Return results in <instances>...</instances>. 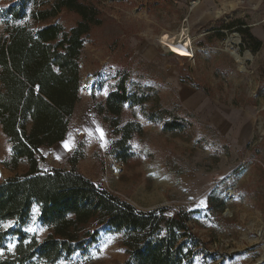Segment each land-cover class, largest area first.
<instances>
[{"label": "rangeland", "instance_id": "obj_1", "mask_svg": "<svg viewBox=\"0 0 264 264\" xmlns=\"http://www.w3.org/2000/svg\"><path fill=\"white\" fill-rule=\"evenodd\" d=\"M78 1L94 5L101 23L83 43L79 100L67 135L54 145L40 146L44 160L39 171H69L71 157L81 175L138 210L166 205L190 211L188 222L205 248L188 264H264V29L256 48V42L237 28H255L257 16H242L238 9L213 16L202 5L198 8L197 0ZM9 4L18 7L19 2L0 0L1 42L8 37L7 26L33 25L29 16L12 20L5 15ZM33 7L27 3V13ZM77 19L65 10L58 15L66 29ZM182 38L189 40L185 46L192 56L169 49L167 43ZM231 48L238 50L239 60ZM122 74L128 76L129 89L152 86L162 106H176L194 119L185 131L167 132L147 121L138 106L125 104L121 122L136 120L142 129L130 141L134 155L127 163L108 154L114 129L108 117L96 112ZM87 77L89 88L83 83ZM72 122L88 134L75 136ZM70 134L69 150L64 142ZM10 152V142L0 130V182L28 168L24 159L16 167L3 164ZM212 196L223 200L222 207L217 200L213 203L222 210L221 220L207 207ZM9 222L11 226L3 227ZM0 226L19 228L38 239L50 232L36 206L23 224L9 220ZM29 227L36 231H27ZM122 236L123 231L103 224L94 242L45 264H122L127 259ZM17 239L10 233L1 248Z\"/></svg>", "mask_w": 264, "mask_h": 264}, {"label": "trees", "instance_id": "obj_2", "mask_svg": "<svg viewBox=\"0 0 264 264\" xmlns=\"http://www.w3.org/2000/svg\"><path fill=\"white\" fill-rule=\"evenodd\" d=\"M18 2V7L5 6V15L12 20L29 16L33 25L7 26L8 37L0 41V130L11 148L9 160L2 163L16 167L24 159L28 168L21 175L0 182V224L9 220L23 224L36 206L39 220L50 232L38 239L19 228L0 226V248L10 233L18 236L13 251L6 250L0 256V264L54 263L94 242L98 227L103 224L123 231L127 259L122 264H188L205 248L188 222L190 211L166 205L138 210L81 175L71 157L69 171H39V162L44 160L40 146L54 145L67 135L79 100L83 43L101 20L94 5L78 0ZM29 2L34 7L27 13ZM63 10L78 18L67 29L58 21ZM237 28L259 48V41L248 28ZM127 80L128 76L122 74L96 109L97 114H104V119L108 117L114 129L108 154L123 163L134 155L132 137L142 132L136 120L121 122L125 104L138 106L147 121L158 123L167 132L185 131L194 120L176 106H162L152 86L129 89ZM215 200L223 206L221 198L212 196L207 198V207L216 220H221L222 210L214 208Z\"/></svg>", "mask_w": 264, "mask_h": 264}, {"label": "crops", "instance_id": "obj_3", "mask_svg": "<svg viewBox=\"0 0 264 264\" xmlns=\"http://www.w3.org/2000/svg\"><path fill=\"white\" fill-rule=\"evenodd\" d=\"M197 7L202 5L201 8H207L211 13L214 12V15H217V12L223 13V11H232L238 9V14L242 16L246 15H256L255 28H248L252 36L259 41V46L261 45L262 34L264 29V0H197ZM207 7H203V5ZM207 16H210L208 14Z\"/></svg>", "mask_w": 264, "mask_h": 264}, {"label": "bare ground", "instance_id": "obj_4", "mask_svg": "<svg viewBox=\"0 0 264 264\" xmlns=\"http://www.w3.org/2000/svg\"><path fill=\"white\" fill-rule=\"evenodd\" d=\"M232 38H234L233 36H232ZM235 40H237V39H235ZM188 42H189V40H187L186 38H182L180 41H178L176 44L175 43H167V45H168V47H169V49H171V50H173V51H178V52H181V53H183V52H185V54L187 53L188 54V52L191 54V56H192V53H191V49L190 48H188V50L186 49L187 47L185 46V45H187L188 44ZM189 49H190V51H189ZM187 50V51H186ZM230 52H231V54L237 59V60H239L240 59V57H239V55H238V52H237V49H234V48H231L230 49ZM83 83H84V86L86 87V88H89V86H90V79L87 77L84 81H83ZM116 169H117V167L115 166L114 167V170L116 171Z\"/></svg>", "mask_w": 264, "mask_h": 264}, {"label": "snow or ice", "instance_id": "obj_5", "mask_svg": "<svg viewBox=\"0 0 264 264\" xmlns=\"http://www.w3.org/2000/svg\"><path fill=\"white\" fill-rule=\"evenodd\" d=\"M97 131L100 132L101 140H103V139H104V133H103V131H102L101 129H99V128L97 129ZM64 147H65L66 149H69V150L71 149V147H72V138H71V134H70V139H69L68 141H65V142H64ZM200 203H201V205H203V204H204V201H201ZM34 211H36V210L34 209ZM9 226H11V222H9L8 224L3 225V227H5V228H7V227H9ZM27 231H29V232H35L36 229L33 228V227H29V228L27 229ZM14 248H15V243H10V244L7 246V249L0 248V256H3L5 250L11 252V251H13ZM60 264H63V261H61Z\"/></svg>", "mask_w": 264, "mask_h": 264}, {"label": "built area", "instance_id": "obj_6", "mask_svg": "<svg viewBox=\"0 0 264 264\" xmlns=\"http://www.w3.org/2000/svg\"><path fill=\"white\" fill-rule=\"evenodd\" d=\"M72 125L74 127L73 130H74L75 136H77V137H85V135L88 134L87 130H84L82 127L77 125L75 122H72Z\"/></svg>", "mask_w": 264, "mask_h": 264}, {"label": "water", "instance_id": "obj_7", "mask_svg": "<svg viewBox=\"0 0 264 264\" xmlns=\"http://www.w3.org/2000/svg\"><path fill=\"white\" fill-rule=\"evenodd\" d=\"M157 207H158L157 205H152V206H150V209L157 208ZM150 209H148V210H150Z\"/></svg>", "mask_w": 264, "mask_h": 264}]
</instances>
